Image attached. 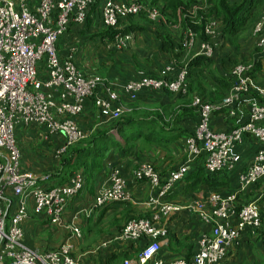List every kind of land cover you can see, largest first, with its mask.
Masks as SVG:
<instances>
[{"label":"built area","instance_id":"built-area-1","mask_svg":"<svg viewBox=\"0 0 264 264\" xmlns=\"http://www.w3.org/2000/svg\"><path fill=\"white\" fill-rule=\"evenodd\" d=\"M97 1L0 0V264H75L69 256V244L41 254L25 247L21 225L29 220V205L31 213L45 220L48 228H61L66 205L82 190L84 176L79 171L73 172L64 184L58 185L46 176L36 178L22 170L14 136L16 128L34 126L43 142L56 140L58 147L54 152L58 156L83 139L84 133L76 119L88 100L97 111L95 125L101 126L118 119L125 101L134 102L140 91H166L178 97L186 94V66L175 68L167 64L153 77L124 83L118 94L98 75L85 77L77 69L73 58L75 46H65V54L59 56L55 46L58 38L70 25L83 24L90 6ZM210 1L193 0L190 7L194 14L203 17L198 13H206ZM137 15L152 25L165 23L159 9L143 0H101L99 5L102 29H121L124 20ZM176 15L180 16L179 11ZM181 16L188 19L189 6ZM201 21H204L202 31L206 41L198 40L189 27L181 30L179 20L164 25L178 31L182 48L189 49L196 44L195 56L211 59L210 40L214 37L216 22L213 18H201ZM251 34L256 54L264 59V0ZM103 41L109 49L121 51L129 45L131 35L115 33L110 41ZM253 68L252 62L232 67L227 74L229 91L219 102L203 103L198 97H192L190 104L197 110L196 121L192 134L184 139L186 158L179 167L164 176L146 163L135 167L133 179L144 182L152 191L144 207L153 214L146 220L126 223L103 243L102 247L110 242L147 241L137 257L120 264H219L240 233L259 228L260 217L255 205L245 203L236 210L234 193H214L205 202L196 199L186 205L167 201L173 187L183 180L188 166L196 159L202 160L207 175L231 171L239 162L233 149L245 135L259 146L250 164L237 177L239 189H250L264 179V92L250 89ZM239 105L246 106L243 124L224 132L210 128L213 113L223 111L230 118ZM130 200L118 169L111 166L107 186L97 191L88 212ZM182 211L191 213L209 229L197 236L195 250L188 260L184 257L162 259L158 251L166 232L156 224ZM80 212L74 213L64 227L70 237H80V229L73 225Z\"/></svg>","mask_w":264,"mask_h":264},{"label":"crops","instance_id":"crops-1","mask_svg":"<svg viewBox=\"0 0 264 264\" xmlns=\"http://www.w3.org/2000/svg\"><path fill=\"white\" fill-rule=\"evenodd\" d=\"M132 24L131 27H137L134 23ZM142 27L144 30H134L128 33L131 35V41L125 50L117 51L104 46L103 49H99L110 54V59L106 60L104 65H102L101 60L98 58L97 61L95 60L96 58L92 56L89 58L87 53L89 50L88 45L81 43V45H78L82 50L81 54H79L80 57L77 60L74 58L77 69L85 77L91 76V74H97L105 82L112 85L118 94H120L119 87L126 82L141 77H153L161 67L167 64H174L175 68L186 66L187 62L195 57L197 45L195 44L191 47L192 49L182 48L179 45L180 34L178 32L170 29H166L165 31V34H167L173 42V50L169 53V51H161L159 39L153 28ZM72 41L77 40L73 39ZM238 45L239 47L234 49L235 52L231 51L227 47L228 45L224 46L223 51L219 53L218 57H215V52L213 53L212 60L209 61V64L191 67L187 79L189 93L185 98L172 95L166 91L143 90L137 94L134 102L128 103L124 100V104L127 106L126 108L129 107V109L133 111V115H130L132 119L147 121L154 126L156 120L150 115L152 112V114L161 116L159 122L162 123L163 128L159 125H155L157 128H155L154 136L151 138L147 137L149 141H144L141 138L136 142H128L127 145L125 144L126 147L123 151L119 149H110L106 159L102 161L99 170L97 172L91 170L92 172L84 179V186L80 193L75 198L68 201L63 213L61 228L57 230H64V227L68 226L70 223L72 215L77 211L81 212L79 213V218L74 221L73 225L78 226V228L82 230L85 222L88 226L93 225L101 214L115 207H111V205H117L116 203L110 204L107 205V209L105 210H103L104 207H102L88 212L90 203L97 191L107 186L108 169L111 166L118 169L125 183V191L131 198L130 202L119 204H131L138 207L143 201L144 207V201L152 194V191L144 182H138L133 179V170L138 164L146 163L151 166L158 175L164 176L184 162L186 158L184 139L187 135L192 134L196 120V112L188 106L189 104H187V102L192 99V97H197V93H209L211 90L216 89L212 81L213 77L227 80V74L229 73L231 64L252 62L255 70L251 76L250 89L253 91L258 89L264 92V59L260 58L255 52V39L252 38L250 43V39L247 38ZM247 45L252 46V49H248ZM92 50L94 56H96V49L92 47ZM192 53L194 54L191 55ZM224 57H228L229 60L221 62L220 59ZM253 93L251 94L256 96L255 93ZM206 99L209 101L211 98L207 97ZM174 113L176 114L174 115ZM173 116L174 122L169 124V120ZM245 120L246 106L239 105L235 115L230 118H228L223 111L213 113L210 118V128L213 131L224 132L237 125L243 124ZM77 122L85 129H88V127L93 129L94 124L97 122V114L90 102L86 101L84 103V111L81 116L77 118ZM106 124L107 125H104L102 123L99 130L102 129V127H109L108 123ZM15 131L18 134V137H16V145L21 155L22 167L23 158L20 150L22 143L25 139L26 141H34L36 136L39 138L40 142L41 138L36 135L37 128L34 126L16 128ZM108 131H111V129H108ZM147 133L148 132L145 131L142 136L146 137L145 134ZM114 135L116 134L114 133ZM125 145L124 143L120 144V146ZM258 146L259 144L253 139L249 137L242 138L233 149V152L239 156V162L231 171L226 172L225 175L217 176L224 178V180L228 182L229 188H231L230 193L235 194L236 210L243 204L237 202L238 198H242V201L255 205L258 214H260L259 204L262 198L261 193L264 190V179L254 187L243 191L239 189L237 182L238 175L250 164L252 156ZM202 173V160H194L187 168L186 178L188 179L173 187L167 201L180 204L185 201V198L188 196L187 194H191V191L201 195L207 193L206 185L201 178H199ZM132 209L135 210L134 207H132ZM28 211L29 220L21 225L23 240L30 239L29 236L33 231L38 232V225L47 228L46 221L32 214L29 205ZM156 226L164 229L167 234L166 237L160 240L158 256L162 259L175 258L176 256L190 257L195 250V240L197 236L205 232L208 228L206 225L200 223L194 215L183 211L165 220H161ZM184 232H186L187 236L191 237L190 239L193 240V243L189 244L187 242L189 237L186 238L183 236ZM80 240L81 235L79 238L69 236V238L61 244H69L71 249H73L74 244L79 243ZM124 243H112L109 246L123 245ZM107 248L108 247H106L105 250ZM119 248L120 247H118V249ZM120 252H127V250L122 249Z\"/></svg>","mask_w":264,"mask_h":264},{"label":"rangeland","instance_id":"rangeland-1","mask_svg":"<svg viewBox=\"0 0 264 264\" xmlns=\"http://www.w3.org/2000/svg\"><path fill=\"white\" fill-rule=\"evenodd\" d=\"M181 1L182 3L187 2L189 6L188 23H190L192 26H194L197 29L195 31L193 30L195 33V36L197 37V39L201 38V36L203 37L204 35L203 34L201 35V28L203 27V25H201V18L204 19V17L194 14L193 8L190 7V6H193V0H181ZM159 2L160 3L156 4L157 8H160L163 5V2L161 1ZM262 6H263V0H261V2L257 4H254V8L251 10V13H249L244 27L242 28L240 33L235 37H223L220 19L219 20L214 19L216 22L215 34L212 40H210L211 42L210 44L212 45L213 50L215 52V57H218L219 53L223 51L224 46L228 45L227 47L231 51L235 52L234 49H237L239 47L238 44L241 42H244L247 38L250 39V43H251L252 38L254 39L253 35L251 34L252 25L257 20L260 10L262 9ZM175 13L177 14L178 11L176 10ZM204 13L205 12L203 11L198 14L204 15ZM161 14L165 18L164 24H168V22L174 23V12H171L165 8L163 13ZM179 17L181 18V16ZM132 23H134V25H137V26H144V27H149V28L152 25L142 18H135V19H128V21L125 22L122 28L128 25H131ZM164 24L156 23L155 25H152L151 28L156 27V31L163 34V32H165V30L169 28L168 26ZM116 30L119 31L120 28ZM91 33L93 32L87 31L84 35L88 36V38H86L83 41L84 45H88L89 47L88 48L89 50L87 51L89 58H91L92 56L96 58L95 59L96 61L98 58L101 60L102 65H104L106 63V60L110 59V54L104 50H99V49H103V46L108 48L107 44H104V43L102 44V42L98 43V41H95L97 40L96 39L97 37H93ZM180 41H181V36H180ZM180 41H179V45H180ZM202 41H206L205 37H204V40ZM71 44L75 45L76 41H72ZM249 45H247V48L252 49V46H249ZM92 47L96 49V52H97L96 56H94L93 54ZM81 51L82 50L80 49V47H76L75 55L73 58L77 60L80 57L79 54H81ZM193 54L194 53H192L191 55ZM226 60H229L228 57H224L220 59L221 62L222 61L225 62ZM241 64H245V63L244 62L233 63L231 64L230 69L236 65H241ZM94 75H97V74H93V76ZM186 84L188 88L187 80H186ZM187 95H188V91H186L185 96L181 98H185L187 97ZM226 95L224 97H226ZM199 100L201 99L199 98ZM203 103H206V102H203ZM126 107H127L126 105L123 106V110L117 120H119L121 117H131L130 115H133V111H131L129 107L128 108ZM193 109L197 114V110L194 107ZM95 124H94L93 129L91 127H88V129H85L84 127H81L79 125L84 133L83 139L79 141L78 143L69 147L65 153L61 155L58 154V156H56L54 152V149L58 147L57 145L58 142L56 140L52 141L51 143H45L40 139V142H39V138L37 136L34 139V141H29V140L26 141L25 139L20 147V150L22 152V158H23L22 159L23 170L26 172L32 173L33 175L36 176V178H41L43 176H46L50 179L54 178L56 174H58V169L61 165V161L63 159H66L65 157H68L67 152L69 151V149L71 150V149L85 147L90 137H92L97 132H102V131L104 132L108 129L113 128L114 123L111 125L110 123H108L109 127H102V129L100 130H99L100 126H96ZM104 125H107V124H104ZM14 136H15V142H16V137H18V134L16 131L14 133ZM214 179L218 181H225L224 178L222 177H215ZM206 187H207V189L205 188L207 192L205 193L206 195L205 194L201 195L199 193H195L191 191V194L190 195L187 194L188 196L186 195L187 197L186 196H185L186 198L184 197L185 201L183 203H180V205L190 204L192 201L196 199L199 201L204 200L205 202L207 201V198L210 195L214 193H217V194L226 193L230 189L229 184L228 185L225 184L220 189L210 188L209 186H206ZM261 194H262V198H261V203L259 204L260 206L259 207V212H260L259 228L256 231H245L243 233H240V236L235 240L233 245L228 249L225 259H223L219 264H264V243L260 240L261 235L264 233V190ZM237 202L243 203V204L247 203V202L242 201V198H238ZM141 203L138 205V207L131 205V204L111 205V207L112 206H115V207L110 209L108 212L101 214L100 217L93 223V225L88 226L86 225V222H85L82 230L80 228L81 240L79 243L74 244V248L71 249L70 254H69V256L75 260V264H105V258L109 257L113 251H116V253H118L122 249L127 250L128 258L118 260L117 262L112 263V264H120L121 262L125 260H131L137 257L139 252L147 244V241L145 239H140L137 242H133L134 246H129L128 244L130 242H126L123 245H121L122 244L121 243L120 245L109 246L112 243H116V242H110L105 247H102V245L105 241L109 240L114 234L119 232L122 229V227L126 225V223L133 221V220H146L153 214L152 211H147L143 207V203L142 204ZM132 207H134L135 210H133ZM183 212H186V211H183ZM38 226H39V231L38 232L33 231L32 234L29 236L30 239H26L23 241V245L25 247H27L31 251L38 253V254L57 249V247H59V245L63 243L66 239H68L70 236L69 233L63 229L53 230L48 227L47 229L41 225H38ZM208 229L209 228H207V230ZM166 236L167 234H165L164 237ZM183 236H185L186 238L189 237L187 239V242L189 244L193 243V240L190 239L191 238L190 236H187L186 232L183 233ZM106 247L108 248L105 250ZM118 247L120 248L118 249Z\"/></svg>","mask_w":264,"mask_h":264},{"label":"trees","instance_id":"trees-1","mask_svg":"<svg viewBox=\"0 0 264 264\" xmlns=\"http://www.w3.org/2000/svg\"><path fill=\"white\" fill-rule=\"evenodd\" d=\"M143 1H145L148 5L155 6V7L157 6L156 5L157 3H160L159 1L163 2V5L160 8H158L159 11L163 13L164 9L166 8L169 11L174 12V20H177V21L179 20V26L181 30L188 28V27L192 31L197 30L194 26L188 23V19L186 17L181 16L184 10L186 9V7L188 6L187 2L182 3L181 0H148V1L143 0ZM100 2L101 0L97 1L96 3L90 6L83 24L70 25L66 33L58 38L55 46H56V49L60 57H62L65 54V46L71 45L73 39L77 40L76 43L77 42L83 43V41L86 38H88V36L84 35L87 31L93 32L91 33L93 37H97L96 38L97 40L95 41H98V43L102 42L103 44L104 43L103 40L110 41L115 33L125 34V33H130V31H134V30H144L142 26L131 27V25L125 26L119 31L116 29H111V28L102 29V26L100 23V16H99ZM259 2H261V0H211L209 3V8L203 17L205 19L206 18H213V19H218V20L220 19V24L222 26V36L223 37H235L240 33V31L244 27L249 13H251V10L254 8V4H257ZM176 10L179 11L180 16L182 18L176 15L175 13ZM135 18L144 19L142 15L129 17L126 20H124L122 25L124 26L125 22L128 21V19H135ZM203 22L204 21H201V25H203ZM153 29L155 30L154 32L156 33L157 38L159 39L161 51H164V52L169 51V53L172 52L173 42L170 40L167 34H165V32H163V34H160L158 31H156V27H154ZM202 34H203V31L201 28V35ZM198 39L204 40V36L203 37L201 36V38H198ZM79 43H77L76 45H73V44L72 45L75 46L76 48V47H79L78 45H81ZM213 53H214V50H213ZM210 60H212V58L204 59L203 57H200V56L193 57L186 64V68H188V75H189V71L191 67L204 66L206 64H209ZM254 70H255V67L253 68V72ZM188 75H187V78H188ZM212 81L215 84L216 89L211 90L209 93H197L196 94V96L200 98L201 101L203 102H206V103L219 102L229 91L230 83L227 80H221L218 78L216 79L213 77ZM187 91L189 93V85H188ZM207 97L211 99L208 101L206 99ZM88 102H90V100H88ZM190 102H191V99L187 102V104H189L188 106L192 108L190 106ZM94 111L97 114V111L95 109ZM175 114L176 113H174V115ZM150 115L156 120L155 125H159L160 127L163 126L162 123L159 122L161 118L160 115L152 114V112ZM173 119H174V116L169 120V124L174 122ZM116 120L110 122V125L114 123L113 128H111V131L114 132L116 135H114V133L108 130L104 132L103 131L97 132L92 137H90L85 147L71 149V150L69 149V151L67 152L68 157H65L66 159H63L61 161V165L58 169V174H56V176L54 178H51L50 180L55 184L61 185L67 181V179L71 176L73 172H77V171H79L84 176V179H85L87 175H89V173L92 172L93 170H95V172L99 170L102 161L106 159L107 153L109 152L110 149H119L123 151L128 142H136L141 138L144 141L145 140L149 141L147 137L151 138L152 136H154L155 128H157L155 125L153 126L151 123L147 121L134 120L131 117H121L119 120L117 121ZM145 131H147L148 133L145 134L146 137H143L142 135L144 134ZM245 137H249V136L245 135ZM121 143H124V145L125 144L126 145L120 146ZM202 172L203 173L199 178H201V180L206 186H209L210 188L220 189L225 184L228 185V182L226 180L218 181L214 179L215 177H218L217 175H222V176L225 175L226 172L215 174L212 176L205 174L203 171V168H202ZM186 176L183 178L181 182L188 179L186 178ZM230 190L231 188L229 189L228 192L222 193L220 195H226L230 193ZM116 204L119 205V203H116ZM124 205H127V204H124ZM105 209H107V206L104 207L103 210ZM260 240L264 243V233L261 235ZM128 245L134 246L133 243H129ZM176 257H180V256H176ZM183 257L186 260L189 259V257H185V256ZM125 258H128L127 252L116 253V251H113L109 257L105 258V264H112V263L117 262L118 260H122Z\"/></svg>","mask_w":264,"mask_h":264}]
</instances>
